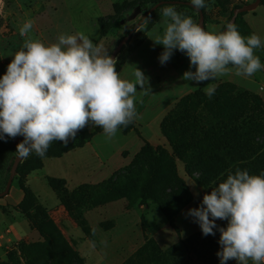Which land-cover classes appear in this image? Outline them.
<instances>
[{"label":"rangeland","instance_id":"1","mask_svg":"<svg viewBox=\"0 0 264 264\" xmlns=\"http://www.w3.org/2000/svg\"><path fill=\"white\" fill-rule=\"evenodd\" d=\"M155 1L157 0H0V76L5 73L11 56L29 37L40 40L47 46L57 42V37L61 34L84 33L102 53L110 55L120 39ZM253 1L205 0V29L215 26L220 30L233 7ZM165 6L169 5L156 8L147 16L151 17L148 23H141L133 31L114 58L117 61L115 67L122 79L135 82V68L140 69L147 78L145 89L137 86L136 118L126 127L121 126L111 139L105 137L101 128L89 122L81 132L86 137L82 147L73 148L60 157L38 158L25 164L20 173H15L9 192L0 197V262L7 261V254L13 253L11 255L14 258L8 261L9 264H28L33 254L26 259L19 251V244L43 241V236L30 226L25 217L17 218L16 205L22 198L17 203L14 199L19 194L23 197L19 182L26 185L28 175L41 167L43 168L37 174L46 173V178L53 176L63 179L70 192L78 188L82 190L81 194L73 197L71 204L64 206L47 180L34 179L33 184L40 197L30 189L31 203L40 205L47 211L73 252L82 258V264H121L146 239H152L160 248H166L178 243L180 238L200 230L198 223L187 212L190 208L199 207L203 195L215 186L195 183L185 174L183 163L175 158L177 173L188 185L191 200L173 216V223L170 225L156 203L151 202L148 208L139 205L141 190L135 188L130 180L133 179L138 184L144 181L145 164L127 174L123 168L140 150L142 139L171 152L159 123L176 101L190 91H205L207 84L228 82L258 94L264 103V70L251 77L236 76L233 71L198 85L181 79L185 71H195L194 67L190 68L188 57L173 50L170 60L161 65L158 57L164 50L163 46L156 45L151 40L157 33L163 34L164 18L161 12ZM174 6L182 16L191 17L194 22H198L197 11L186 5ZM28 20L33 23L32 30L28 37H21L19 28ZM235 25L242 36L255 33L264 40V5L259 4L240 15ZM254 53L264 64V47L254 50ZM22 140V136L5 138L0 140V145L10 144L16 149V144ZM30 167L38 168L26 173ZM118 187L120 192L113 193L112 190ZM29 201L27 204H30ZM80 219L86 221L91 235L82 230ZM216 224L224 227L227 221L216 220ZM214 239L217 242L209 249L207 257L202 253L200 256L193 253L189 264H220L216 255L220 250L219 232L215 233ZM227 264H236V261L229 260ZM249 264L252 262L249 261Z\"/></svg>","mask_w":264,"mask_h":264},{"label":"clouds","instance_id":"2","mask_svg":"<svg viewBox=\"0 0 264 264\" xmlns=\"http://www.w3.org/2000/svg\"><path fill=\"white\" fill-rule=\"evenodd\" d=\"M191 5L196 10L206 7L205 0H191ZM161 15L163 34L151 40L163 46L158 57L161 65L170 60L173 50L188 57L195 71H185L181 79L198 85L233 71L236 76L251 77L264 70L254 53L264 47L259 35L244 37L233 22H227L223 31L215 26L205 30L174 5L165 6ZM150 19L146 17L144 23ZM32 27V21H26L19 35L28 37ZM11 57L0 76V140L22 136L16 144L19 159L33 152L43 158L53 141L66 145L89 122L111 139L137 116V86L145 89L147 78L135 68V82L122 79L116 59L102 53L84 33L61 34L47 46L29 37ZM214 92L215 86L207 84L205 94L211 98ZM187 215L203 235H215L214 229L219 232L220 264L229 260L264 264V172L250 175L237 169L229 173ZM216 220L227 224L218 226Z\"/></svg>","mask_w":264,"mask_h":264},{"label":"trees","instance_id":"3","mask_svg":"<svg viewBox=\"0 0 264 264\" xmlns=\"http://www.w3.org/2000/svg\"><path fill=\"white\" fill-rule=\"evenodd\" d=\"M181 1H165L157 8L180 4L194 9L186 3L187 0ZM260 4L264 5V0ZM235 7L231 9L220 31L229 22ZM201 10L205 25V14L203 8ZM244 13L237 14L234 24ZM159 128L171 152L142 139L143 145L123 171L127 174L145 164L144 181L138 184L130 180L135 188L141 190L139 205L148 208L151 202L156 203L170 225L173 216L191 200L188 185L177 173L175 158L183 163L185 174L203 186H216L229 173L235 174L237 169L247 170L250 175L264 172V103L258 94L241 89L234 83L217 84L211 98L202 89L184 94L163 116ZM134 131L141 136L136 128ZM81 132L66 145L53 141L44 157H60L73 148L82 147L86 137ZM15 156L16 149L12 145H0V191L5 187ZM38 158L41 157L33 152L27 159H22L16 167V174L24 169L25 164ZM36 168L30 167L26 173ZM46 180L64 206L71 204L73 197L82 192L80 188L70 192L63 179L48 176ZM19 187L23 197L16 208L30 226L43 236L41 242L19 244V251L26 259L33 254L28 264H82V258L73 252L47 211L31 203L30 188L23 182H19ZM120 190L118 187L112 192L119 193ZM28 201L30 204H27ZM79 223L82 230L91 235L86 221L80 219ZM213 231L216 234L218 232L215 229ZM216 242L214 235L205 236L201 230L180 238L178 243L166 248H160L154 240L146 239L121 264H189L193 253L198 256L202 253L207 257L209 249ZM11 254L8 253V260L0 264H9L8 261L14 258Z\"/></svg>","mask_w":264,"mask_h":264},{"label":"water","instance_id":"4","mask_svg":"<svg viewBox=\"0 0 264 264\" xmlns=\"http://www.w3.org/2000/svg\"><path fill=\"white\" fill-rule=\"evenodd\" d=\"M165 1H168V2H182L181 0H160L158 2H155L151 5V7L146 10L143 15L141 16V18L134 24L133 28L130 29L126 35H124L120 41L117 43V45L115 46V48L112 50L110 56L112 58H115L117 52L121 49V47L129 40V38L131 37L133 31L141 24L144 22L145 18L154 10L156 9L159 5L163 4ZM260 1L261 0H254L253 2L251 3H247L245 5H242V6H239V7H235L232 11V15L230 17V20L229 22H233L235 21L236 19V16L238 13H241V12H247L251 9H254L256 8L259 4H260ZM187 4H190L191 5V2L189 1H186ZM195 9V8H194ZM197 13H198V24H200L204 29H205V25H204V15H203V12L201 9L199 10H196ZM206 30V29H205ZM225 30V27L221 30L223 31ZM22 159H19L17 158V154L14 158V161H13V164H12V167L10 169V174H9V177L7 179V182L5 184V187L2 191H0V197L6 195L8 192H9V189L12 185V181H13V177L16 173V167L18 165V163L21 161Z\"/></svg>","mask_w":264,"mask_h":264},{"label":"crops","instance_id":"5","mask_svg":"<svg viewBox=\"0 0 264 264\" xmlns=\"http://www.w3.org/2000/svg\"><path fill=\"white\" fill-rule=\"evenodd\" d=\"M246 20H247V22H249V20H248V17H246ZM217 83H215L214 84V86L216 85ZM160 119H161V117H160ZM43 167H41V168H38V169H36V170H34V171H32L29 175H28V179H27V181H26V186H28L38 197H40V194H39V192H38V190H37V188H36V186L33 184L35 181H34V179L35 178H38V179H40V178H43L45 181H46V173H41V174H37V172L39 171V170H41ZM22 198V194H19L18 195V197L17 198H14L15 199V203H17L20 199ZM42 201V200H41ZM44 203H47L46 201H44ZM17 213H18V219H21L22 217H24L23 215H22V213L21 212H18V211H16ZM31 229H30V227H29V231H30Z\"/></svg>","mask_w":264,"mask_h":264}]
</instances>
